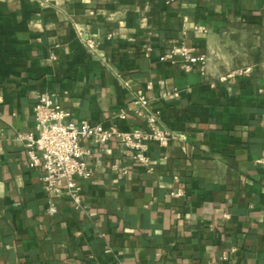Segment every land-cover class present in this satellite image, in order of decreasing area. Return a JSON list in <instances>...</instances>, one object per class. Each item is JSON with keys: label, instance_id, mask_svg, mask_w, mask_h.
<instances>
[{"label": "crops", "instance_id": "1", "mask_svg": "<svg viewBox=\"0 0 264 264\" xmlns=\"http://www.w3.org/2000/svg\"><path fill=\"white\" fill-rule=\"evenodd\" d=\"M181 44L204 72L162 60ZM44 93L74 122L122 131L147 128L129 111L146 96L174 139L151 144L150 172L116 142L90 143L82 206L65 195L51 215L16 139L36 133ZM261 159L264 0H0V264H226L232 247L237 264H264Z\"/></svg>", "mask_w": 264, "mask_h": 264}, {"label": "built area", "instance_id": "2", "mask_svg": "<svg viewBox=\"0 0 264 264\" xmlns=\"http://www.w3.org/2000/svg\"><path fill=\"white\" fill-rule=\"evenodd\" d=\"M199 32H206L200 27ZM87 48L95 52L99 43L94 39L82 37ZM179 56L185 63L186 71L190 72L196 67L201 72L206 68L205 55L198 54L193 47L185 44L173 47L162 60H172ZM253 67L240 69L220 78L221 82L231 79L248 77L253 73ZM129 111L147 122V128H136L131 131H122L116 126L105 127L102 124H92L89 121L74 122L72 113L66 110L53 95L44 93L38 98L35 107L36 133H25L17 136V141L23 143L29 158L31 169L43 172L42 181L46 191L54 199L50 201L48 212L57 213L56 200L67 195L75 205L82 206L83 181L93 176L89 165L92 157L90 143L98 146H107L116 142L120 147L132 151L133 161L151 171L149 150L151 144L167 148L173 135L160 125L157 115L151 113L150 101L146 96H138L131 104ZM122 120L128 118V111L118 116ZM259 163L264 164V159ZM113 171L121 175H128V167L112 166ZM174 197L184 196L183 190L172 193ZM237 247L225 251L221 260L226 264H237Z\"/></svg>", "mask_w": 264, "mask_h": 264}]
</instances>
